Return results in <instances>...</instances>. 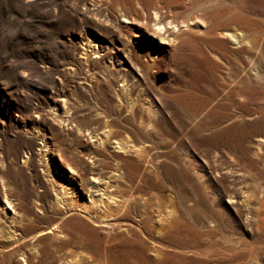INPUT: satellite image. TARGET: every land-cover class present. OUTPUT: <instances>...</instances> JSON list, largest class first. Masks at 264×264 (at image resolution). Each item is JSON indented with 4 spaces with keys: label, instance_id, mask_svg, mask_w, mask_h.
I'll return each instance as SVG.
<instances>
[{
    "label": "rangeland",
    "instance_id": "rangeland-1",
    "mask_svg": "<svg viewBox=\"0 0 264 264\" xmlns=\"http://www.w3.org/2000/svg\"><path fill=\"white\" fill-rule=\"evenodd\" d=\"M112 1L0 0V216L7 196L21 235L50 229L0 264H264V0H210L228 10L213 32L198 20L164 39L156 4L189 10ZM93 127L142 146L136 176L111 208L82 212L78 191L66 213L63 161L89 178L118 153Z\"/></svg>",
    "mask_w": 264,
    "mask_h": 264
},
{
    "label": "bare ground",
    "instance_id": "bare-ground-1",
    "mask_svg": "<svg viewBox=\"0 0 264 264\" xmlns=\"http://www.w3.org/2000/svg\"><path fill=\"white\" fill-rule=\"evenodd\" d=\"M133 1L137 3L136 0H130L131 3ZM112 2L117 5L121 2V0H113ZM173 2L177 5L178 8H185L189 10L190 13L187 11L188 13L186 16H182L177 12L173 13L168 9V4H165L163 6L158 2L156 4V7L152 9L151 21L153 32L159 35V38L161 39L167 38L168 35H173L175 32H178L181 27H185L187 24H192L193 22H197L198 20L201 21L203 26L208 28L210 32H213L216 26L215 19L225 17L224 15H226L228 12V10L226 9L211 8L212 4H210V0H173ZM163 7H165V10L162 9ZM164 11L168 15H166ZM193 12L196 13V15H192ZM229 18L230 17H228V19ZM220 35L231 36L235 40H237L242 37V32L236 31L234 33H231L225 30L221 31ZM88 47L90 48H85L84 51L81 52V57H84L85 59L87 56H96V53L98 52L97 49L95 50L92 45H89ZM130 107H132V103ZM68 109L70 111V108ZM141 109L143 111H147L148 106H141ZM69 111L67 113L65 110H63V112L66 113L65 116H68V119H70L71 117ZM143 129L147 130L149 129V127L146 126ZM87 132L92 146H108V148H111L112 151L118 153L115 155L113 167L111 170H108L105 173H97L96 175H92L89 178H83V176H81L75 168L70 166L67 162L63 161V165L67 168L70 174H67L66 176V184H58L57 187L54 188V196L59 203L64 204L66 213L72 211L68 205L67 197L78 191H82L88 196L87 203H85V205L81 207L76 206V208H78L79 210L81 209L82 212L87 213L90 208H95L100 211L111 208V206L116 204L118 201V193L123 191L125 187H128L131 180H133L136 176V169L133 166L135 164L132 159L127 157V155L140 151L142 148L141 145H134L130 142V139H126L125 137H122L117 133H113L110 129L105 127L100 130L93 127L90 128ZM257 140H261V138H257ZM108 141H110L109 144ZM44 154L45 153H43V155ZM76 178H78L77 183H75ZM254 196L255 194H249L244 191V197L247 200L252 199ZM124 200H126V198H124ZM3 201L5 203V206L11 210L10 215H8L5 208H3V211H1L2 216H0V247H7L3 249L12 248L23 239H35L38 233L40 234V231H42L41 233L50 231V229L48 228L46 230H40L37 233H33L29 236L24 237L17 231L16 228L19 226V221L17 219L19 214L15 210L14 202L8 199L7 196H3ZM61 218L53 224V227L50 228L57 227L58 222L61 220ZM101 220H104V218L102 217V219H97L96 221L100 222ZM4 241H6L7 244H4Z\"/></svg>",
    "mask_w": 264,
    "mask_h": 264
}]
</instances>
